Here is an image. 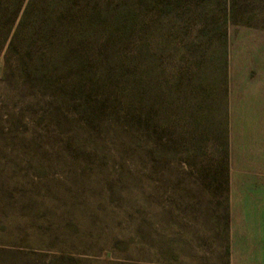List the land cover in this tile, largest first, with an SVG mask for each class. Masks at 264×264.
<instances>
[{
    "label": "rangeland",
    "instance_id": "374dc122",
    "mask_svg": "<svg viewBox=\"0 0 264 264\" xmlns=\"http://www.w3.org/2000/svg\"><path fill=\"white\" fill-rule=\"evenodd\" d=\"M0 264H264V0H0Z\"/></svg>",
    "mask_w": 264,
    "mask_h": 264
}]
</instances>
